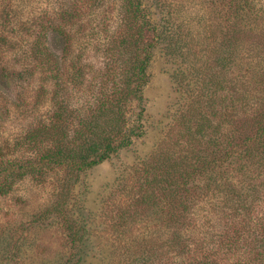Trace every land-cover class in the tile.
I'll return each mask as SVG.
<instances>
[{
    "label": "trees",
    "instance_id": "obj_1",
    "mask_svg": "<svg viewBox=\"0 0 264 264\" xmlns=\"http://www.w3.org/2000/svg\"><path fill=\"white\" fill-rule=\"evenodd\" d=\"M105 1L109 2L111 16L106 6L97 4ZM154 2L85 0L84 13L73 9L74 5L73 10L64 7L55 13L58 22L56 16L46 15L49 20L37 23L39 31L33 35L34 26L29 22L17 26L20 17L14 9L0 14V85L3 87L5 82L9 86L15 79L28 85L27 80L38 74V89H33H37V103L43 105L49 96L51 105L45 119L0 147V198L10 196L27 179L40 187L49 184L61 190L48 208L35 213L27 225L1 226L0 264H173L169 259L175 255V245L183 247L181 238L174 233L165 242L145 241L136 249L115 246L116 254L106 256L101 245L91 240L94 233L90 224L96 212L82 205L91 190L87 174L146 134L141 101L150 82L155 52L161 49L165 56L175 57L185 50L186 55L181 57L191 58L187 41L180 38L170 19L160 25L151 19L159 8ZM206 2L212 8L219 4L217 10L223 19L213 34L215 48L207 54V66L196 74L180 67L173 73L176 92L181 94L187 114L196 119L189 124L190 119L183 116L176 136L193 135L198 143L186 155L162 151L147 163L137 179L133 203H117L121 222L118 227L129 223L137 229L178 226L191 214L193 222L199 213L200 219L204 217L206 203L213 214H224L216 218V223L223 224L225 219L233 223L225 233L213 235L209 244L201 242H206L207 237L196 244L208 261L184 264H264V215H251L264 214L259 212V200L264 199V56L259 58L262 65L256 72L249 61L256 60V50L263 44L250 42L248 54L241 48L248 45L242 43L248 32L264 38V0ZM12 5L8 3V7ZM102 7V18L91 23L90 29L86 19ZM54 20L52 33L65 42L61 57L50 50L47 39L46 23ZM22 30L32 40L23 49L24 70H17L3 61L7 53L22 48L20 43L26 40ZM92 51L101 54L103 70L96 71L90 58ZM90 75L93 78H88ZM2 99L0 95V107ZM24 100L22 96L20 101ZM20 104H15V112L23 107ZM5 107L7 116L0 115V132L6 130L2 120L11 123L13 119L10 115L14 110L7 104ZM22 114H27L24 107ZM175 131L172 128L169 132L167 148L176 145L172 143ZM79 182L85 189L82 201L72 202L71 192ZM217 199L226 205L222 210ZM106 209L107 215L116 216L109 207ZM154 217L157 223L148 225ZM46 220L67 231L64 247L69 250L53 258L35 260L30 255L29 230L35 232L31 228L44 226ZM252 220L256 228L250 231ZM116 225L112 228L118 229ZM216 241L218 244L209 248ZM167 251L173 255L163 256Z\"/></svg>",
    "mask_w": 264,
    "mask_h": 264
},
{
    "label": "rangeland",
    "instance_id": "obj_2",
    "mask_svg": "<svg viewBox=\"0 0 264 264\" xmlns=\"http://www.w3.org/2000/svg\"><path fill=\"white\" fill-rule=\"evenodd\" d=\"M9 2L13 5L8 7ZM153 2H157L159 8L156 10L158 13L152 14L151 19L158 25L170 19L171 24L177 29L180 38L187 41L186 46L190 48L188 53L191 55V58L185 60V56L181 57L182 54L186 55L185 50L177 53L175 57L165 56L161 49L155 52L156 54L149 71L150 82L144 91L143 100L141 101V106L145 109L143 122L146 134L142 138L136 139L129 148L122 150L110 161L103 163L87 174L86 180L91 190L86 194L88 200L85 203L82 202V205L88 206L89 209H93V211L96 212V216L91 219L93 223L90 224V228H92L94 233L91 240L94 244L101 245V250L106 256L112 253L113 255L116 254L114 253L115 246H120L122 249L126 247L136 249L135 247H137L139 243L152 240L165 242L167 237L176 233L181 238L183 247L175 245V255L169 259V262L172 260L173 264H184L189 261L206 262L208 260H206L204 255L195 247L196 244L204 237H207V241L205 242L202 240L201 242L209 244L213 235L218 236V234L225 233L233 223L231 220L229 222L227 219H225L223 224L221 222L216 223V218L224 214L222 212L213 214L212 212L214 211H212L206 203H203L205 207L204 217L200 219L201 213H199L195 215L196 219L193 220V222L190 219L192 216L191 214L178 226L168 225L164 228L160 226L159 229L150 226L149 228L143 227L144 229H137L134 227L132 228V223H129L122 225L121 228L118 227L121 222L120 217H117L120 207L117 203L121 202V204L125 203V205L127 203H133L134 190L138 185L137 179L145 170L147 163L151 159H155L156 154H160L162 151L170 154L176 151L179 156L186 155L188 152L190 153L194 145L198 143L193 135L183 138L176 136V133L181 128L179 124L184 120L183 116L187 115V118L190 119L188 120L189 124L196 119L192 118L190 114H187L189 112H187L186 108L183 106V98L180 93L176 92L173 73L180 67L188 71V73L193 70L192 72L196 74L201 68H204L205 65L207 66V54H211L215 48L214 42L212 41L214 39L213 34L217 30V24L223 20L218 13L219 10H217L219 4L218 7L212 8L206 0H153ZM67 4L71 5L68 6ZM97 4L106 6V11L110 16L112 15L111 12H109L111 8L108 7V1L104 3L97 2ZM72 5L75 6L73 9L79 8L82 13L86 10L85 0H0V14H4V12L9 11V9H14V12L20 17V20L16 23L17 26L19 27L22 22H29L28 25L34 26L31 32V35H33L39 31L36 25L37 23L39 24L41 21L40 24H44L43 22H46L45 20L49 18L47 17L49 15L53 17L56 16L55 19L58 22L59 18H57L56 14L63 10L64 7L68 10H73ZM262 6L264 9V3ZM94 13L92 18L86 19L90 29L91 23L95 24L96 19L100 20L102 18L103 7L95 10ZM53 23L55 24V20L46 23L49 29L47 38L49 48L56 56L61 57L65 42L61 41L62 38L60 36L52 33ZM22 31V37L26 38L28 41L23 40L24 43H20L22 48L17 52L12 51L7 53V57H5L3 61V63H8L10 67L15 66L17 70H24V63L26 64V61L24 60V56L22 57L24 52L23 49L28 48L26 44H29L32 40V37H30L26 31ZM243 41L244 42H241H248V45L241 46L242 52L245 54H248L252 48V45L249 44L250 42L263 44L262 47H264V38L255 36V32H248V35L243 38ZM262 47L256 50V60L252 58L249 59V61L254 63L252 67V69L254 68V72L260 69V65H262L259 59L264 56V49L262 51ZM191 51L192 54H190ZM100 55L92 51L90 56V58H93V63L96 64V71H101L104 67ZM68 64L70 65V63ZM246 64L248 63L246 62ZM246 67H248V65L244 68ZM254 72L251 71L249 73L254 74ZM93 76L94 75H90L88 78H93ZM38 78V74L34 75V78L32 77L27 80L28 85L16 79L14 83L9 84V86H6L8 84L5 82L3 83V87L0 85V95L3 97L0 115L7 116L6 104L10 110H14V113L10 115V117L13 116L11 123H7V120H2L6 125V130H1L2 132H0V147L3 146L5 141H9L20 133L27 132L35 126L38 121L45 119V117L49 115L51 111V105L49 103L50 97H46V102H44L43 105L37 103L35 91L38 89L37 87L40 82ZM190 81L189 79L187 83H190ZM50 86L53 87V83L48 86L51 90ZM35 87L37 89L34 91L33 89H35ZM3 88L5 90H3ZM21 95L23 97L25 96L24 102L20 101ZM18 102H21L20 105H23L27 113L25 116L22 114L23 107L15 112V104H18ZM139 109L138 106L137 111ZM172 128L176 130L173 133L174 136H172L176 139L175 142L172 143L176 145H174V148H167L169 132ZM181 143H183V146ZM240 150L244 153L242 148ZM126 186L132 189L128 191L125 188ZM83 191H85V189L82 183L79 182L76 188L72 190L70 200L72 202L79 199L81 200ZM58 193H61V190L49 184L40 187L29 179L19 183L10 196L0 198V228L1 226L7 225L16 226V228L19 225H27L34 217L35 213L44 211L48 208L55 200ZM216 202L220 206L219 210H222V206L225 205L224 201L222 202L223 204L218 203L219 199H217ZM259 202H261V210L259 212H264V199L259 200ZM106 207H109L116 216L107 215ZM124 207L125 206H123V208ZM258 208L259 207L255 210H258ZM206 210L211 214L208 215ZM251 215L256 217L257 215L264 214L251 213ZM151 217L152 215L149 216V218ZM154 219L155 217L150 219L148 225L157 223ZM53 223L52 220H46L45 223L42 224L44 226L38 229H36L37 226L31 228L35 229V232L34 230L33 232L29 230V235L32 238L30 255H34L35 257L32 259L53 258L69 250L64 247L65 243L67 244V231L62 227L53 225ZM113 225H116L118 229H116L115 226L112 228ZM249 227L250 231H253L256 228L255 221L252 220ZM26 232H28V230H26ZM216 243L217 241L210 244L209 248L218 244ZM182 250L184 251L183 254L178 255L177 253ZM172 255L173 253H171V251H167L163 254L165 257ZM98 262L99 261H96V263Z\"/></svg>",
    "mask_w": 264,
    "mask_h": 264
}]
</instances>
